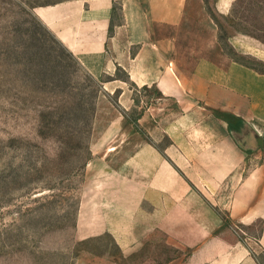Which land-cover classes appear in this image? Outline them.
I'll return each mask as SVG.
<instances>
[{
  "label": "crops",
  "instance_id": "1",
  "mask_svg": "<svg viewBox=\"0 0 264 264\" xmlns=\"http://www.w3.org/2000/svg\"><path fill=\"white\" fill-rule=\"evenodd\" d=\"M239 1L60 0L33 9L106 94L76 233L110 235L121 258L108 264H261L264 73L225 52L210 13L232 22ZM227 42L264 62L263 43L239 33ZM141 90L155 97L139 98ZM227 220L260 223L259 239H240ZM161 249L170 256L158 258Z\"/></svg>",
  "mask_w": 264,
  "mask_h": 264
},
{
  "label": "rangeland",
  "instance_id": "2",
  "mask_svg": "<svg viewBox=\"0 0 264 264\" xmlns=\"http://www.w3.org/2000/svg\"><path fill=\"white\" fill-rule=\"evenodd\" d=\"M58 1L0 0V264H108L121 258L110 235L80 240L76 233L93 118L106 94L33 13ZM262 1L237 2L232 22L210 13L225 52L264 73V62L237 54L227 42L239 33L264 44ZM117 77L126 79L122 72ZM137 95L155 97L145 90ZM227 222L240 239L255 243L260 237V223ZM162 249L158 258L166 259L171 252ZM257 258L264 264V252Z\"/></svg>",
  "mask_w": 264,
  "mask_h": 264
},
{
  "label": "trees",
  "instance_id": "3",
  "mask_svg": "<svg viewBox=\"0 0 264 264\" xmlns=\"http://www.w3.org/2000/svg\"><path fill=\"white\" fill-rule=\"evenodd\" d=\"M255 69V68H254ZM257 70V69H256ZM258 71V70H257Z\"/></svg>",
  "mask_w": 264,
  "mask_h": 264
}]
</instances>
